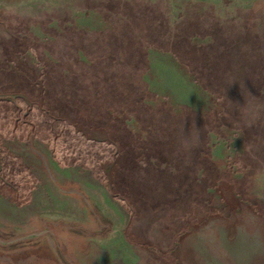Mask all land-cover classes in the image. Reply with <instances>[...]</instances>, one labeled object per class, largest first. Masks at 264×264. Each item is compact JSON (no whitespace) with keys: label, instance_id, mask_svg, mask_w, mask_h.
<instances>
[{"label":"rangeland","instance_id":"rangeland-1","mask_svg":"<svg viewBox=\"0 0 264 264\" xmlns=\"http://www.w3.org/2000/svg\"><path fill=\"white\" fill-rule=\"evenodd\" d=\"M263 228L264 0H0V264H264Z\"/></svg>","mask_w":264,"mask_h":264},{"label":"bare ground","instance_id":"bare-ground-1","mask_svg":"<svg viewBox=\"0 0 264 264\" xmlns=\"http://www.w3.org/2000/svg\"><path fill=\"white\" fill-rule=\"evenodd\" d=\"M217 225V224H216ZM215 227H217V226H215ZM208 229V228H207ZM218 229V228H217ZM220 229V228H219ZM264 229V228H263ZM211 231V230H210ZM259 231V230H258ZM260 233V232H259ZM256 234V233H255ZM260 237V236H259ZM261 237H263V235L261 236ZM260 237V238H261ZM216 238H218V237H216ZM219 239V238H218ZM223 239V238H222ZM207 242V241H206ZM212 242V241H211ZM259 242V241H258ZM264 242V241H263ZM210 243V242H209ZM249 243V242H248ZM205 244V242L203 243V245ZM216 244V243H215ZM220 244H223L224 245V243L222 242V243H220ZM199 246H200V244H199ZM218 246V245H217ZM201 247V246H200ZM212 248V247H211ZM214 248H216V247H214ZM217 249V248H216ZM227 256V255H226ZM226 258V257H225Z\"/></svg>","mask_w":264,"mask_h":264}]
</instances>
